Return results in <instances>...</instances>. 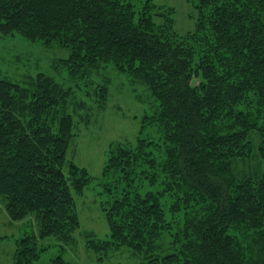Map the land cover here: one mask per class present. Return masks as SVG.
<instances>
[{
    "label": "trees",
    "instance_id": "obj_1",
    "mask_svg": "<svg viewBox=\"0 0 264 264\" xmlns=\"http://www.w3.org/2000/svg\"><path fill=\"white\" fill-rule=\"evenodd\" d=\"M122 6L120 0H0V35L65 43L71 51L63 68L74 78L97 62L127 64L155 100V148L143 140L116 144L98 179L113 242L141 255L139 264H264V172L238 179L233 170L251 153L254 131L264 159V0H200L197 31L207 26L211 38L197 47L194 36V53L181 38L135 25ZM204 6L211 9L207 17ZM246 94L260 100V125L235 111ZM67 96L43 74L31 88L0 80V202L11 222L32 218L37 231L21 241L23 264H35L51 248H38L49 236L62 252L77 246L73 195L93 180L67 159L73 124L59 109ZM109 177L113 186L105 183ZM143 184L162 189L151 193ZM165 195L185 207L174 233L160 201ZM240 225L254 232L246 246L234 233ZM88 244L93 251L109 248ZM51 264L79 263L59 255Z\"/></svg>",
    "mask_w": 264,
    "mask_h": 264
},
{
    "label": "rangeland",
    "instance_id": "obj_2",
    "mask_svg": "<svg viewBox=\"0 0 264 264\" xmlns=\"http://www.w3.org/2000/svg\"><path fill=\"white\" fill-rule=\"evenodd\" d=\"M120 1L123 4L122 9L135 25L154 32H162L170 39L181 38L188 52L193 51L194 36L197 47L201 45V40L206 42L211 38L207 26L197 31L195 19L200 0ZM202 12L207 17L211 9H204ZM70 51L65 43L31 44L17 36L3 38L0 35V80L31 88L37 76L43 74L53 78L67 91L66 102L59 107L60 113L69 115L73 124L67 159L77 168L85 169L93 180L81 195H73L74 209L79 220V228L75 233L76 248L71 251L70 248L64 247L63 251H70L62 252L61 248L59 250L53 243V237L49 236L43 243L38 242V248L48 245L51 248L42 252L35 264H51L59 255L65 262L79 264H139L141 255L124 245L119 246L110 239L100 207L105 193L98 179H101L110 151L116 144L136 146L137 141L143 140L152 143L155 148L159 142V135L153 124L155 100L147 88L137 82L133 69L127 64L118 65L113 61H101L97 62L95 67H85L83 73L77 77H70L63 68L70 57ZM252 95L246 94L235 107V111L242 119H247L246 113L250 114L252 120L247 119L248 123L256 122L260 125L263 118L260 100L254 99ZM61 114L58 117H61ZM248 139L251 142V153L236 160L233 165L234 174L238 179L244 175L264 172V159L259 155L260 138L254 131L248 135ZM154 157L157 164H163L162 155ZM105 183L107 186H113L115 180L109 177V181ZM134 183L137 192L140 193L141 186L137 182ZM121 186L116 193L123 191ZM142 187L151 193L158 191L157 194L162 189L157 185L149 187L143 184ZM134 189L132 186L130 191L135 192ZM160 201L166 215L165 221L169 224L168 230L174 233L175 222L182 217L185 207L178 204V200L173 202L172 198L166 195L161 197ZM32 220L28 218L23 222H11L0 202V264L25 262L20 259V253L24 250L21 241L27 235L37 234ZM234 233L242 246L248 245L254 236L250 228L242 225L238 226ZM91 240L93 245L104 246V243H107L109 248L100 251L89 250L88 243ZM156 244L159 247L163 246L161 239L155 242Z\"/></svg>",
    "mask_w": 264,
    "mask_h": 264
}]
</instances>
